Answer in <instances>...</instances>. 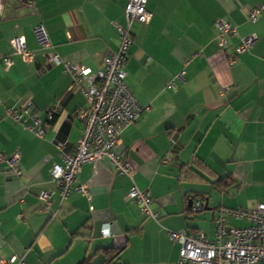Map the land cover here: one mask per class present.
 Here are the masks:
<instances>
[{
  "label": "crops",
  "instance_id": "crops-1",
  "mask_svg": "<svg viewBox=\"0 0 264 264\" xmlns=\"http://www.w3.org/2000/svg\"><path fill=\"white\" fill-rule=\"evenodd\" d=\"M127 1L0 0V148L20 154L23 172L6 176L0 162L2 257L79 264L89 256L101 264L103 249L113 246L120 248L114 264H177L181 245L169 231L201 229L213 238L220 209L264 202V0H148L150 22L132 25L125 80L147 110L124 128L118 150L135 184L152 195L156 218L127 196L132 180L106 159L83 164L74 180L88 194L73 190L60 198L51 175L53 164L63 162L58 144L72 149L82 134L81 87L100 76L103 58L118 49L116 25H126ZM220 19L235 29L225 47ZM40 24L48 45L34 32ZM247 35L255 37L252 47L230 61ZM15 37L25 41L31 61L14 53ZM69 63L89 73L76 81ZM172 80L175 87H167ZM29 101L42 119L50 107L57 110L43 137L7 114ZM221 177L228 179L224 188ZM42 191L51 195L48 209ZM197 193H206L208 204L201 200L194 212Z\"/></svg>",
  "mask_w": 264,
  "mask_h": 264
},
{
  "label": "built area",
  "instance_id": "built-area-1",
  "mask_svg": "<svg viewBox=\"0 0 264 264\" xmlns=\"http://www.w3.org/2000/svg\"><path fill=\"white\" fill-rule=\"evenodd\" d=\"M147 3L148 0L127 1L124 8L126 25H116L120 40L118 49L103 58L100 76L91 77L81 87L87 100V106L78 113L83 122L82 134L72 149H68L64 143L58 144L63 162L53 164L51 175L58 184L61 199L67 198L73 190L88 194V186L86 184L74 186V180L83 164L106 159L116 172L124 173L132 180L127 196L139 204L145 215L156 218L158 213L152 208V195L135 184L133 167L118 150L124 128L147 110L138 102L125 80L126 61L135 39L132 25L133 23L147 24L152 18V12L148 9ZM259 10L260 7L252 9L249 18L254 21ZM218 26L221 31L220 42L225 47L226 34L235 29L223 19L218 20ZM34 32L43 43L49 44L44 25H37ZM254 40V35L243 37L229 60L234 61L236 53L249 50ZM11 44L14 53L24 61L32 60L33 54L21 37L13 38ZM2 59L6 66H10L13 62L9 55L3 56ZM66 67L73 73L76 81L83 79L89 73V69L75 72L70 63ZM167 87H175V82L173 80L168 82ZM56 112L55 107H50L47 109L46 118L42 119L36 110H32L31 101L20 110L7 109L8 116L39 137L44 136ZM19 161V153L7 156L0 148V162L6 164L3 171L6 176L16 178L22 176ZM39 198L43 201L44 209L51 207L52 199L49 192L42 191ZM203 204L200 199L194 200L192 210L194 212L202 210ZM231 220H244L247 224L232 226ZM214 223L213 238L207 237L201 229L169 231L171 239L181 245L177 264H264V202H258L252 208L220 209ZM103 234L108 235L110 231ZM0 264H23V259L20 255L13 253L8 257L0 256Z\"/></svg>",
  "mask_w": 264,
  "mask_h": 264
},
{
  "label": "trees",
  "instance_id": "trees-1",
  "mask_svg": "<svg viewBox=\"0 0 264 264\" xmlns=\"http://www.w3.org/2000/svg\"><path fill=\"white\" fill-rule=\"evenodd\" d=\"M228 184V179L227 177H221L218 180V186H222L223 188ZM192 195H190L191 197ZM194 198L200 199V200H207V195L206 193H197L196 195H194ZM189 197V198H190ZM119 252H120V248H116V247H107L103 249V253H104V260L101 264H114V260L116 258L119 257ZM79 264H92V258L91 257H86L85 259H83Z\"/></svg>",
  "mask_w": 264,
  "mask_h": 264
},
{
  "label": "water",
  "instance_id": "water-1",
  "mask_svg": "<svg viewBox=\"0 0 264 264\" xmlns=\"http://www.w3.org/2000/svg\"><path fill=\"white\" fill-rule=\"evenodd\" d=\"M192 202H193V201L191 200L190 203L192 204ZM207 204H208V200H206V202H205V206H207ZM207 208H208V207H207Z\"/></svg>",
  "mask_w": 264,
  "mask_h": 264
}]
</instances>
